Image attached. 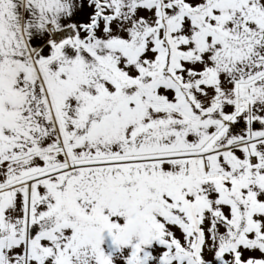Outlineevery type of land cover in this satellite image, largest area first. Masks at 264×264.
<instances>
[{
	"label": "snow or ice",
	"instance_id": "snow-or-ice-1",
	"mask_svg": "<svg viewBox=\"0 0 264 264\" xmlns=\"http://www.w3.org/2000/svg\"><path fill=\"white\" fill-rule=\"evenodd\" d=\"M0 264H264V0H0Z\"/></svg>",
	"mask_w": 264,
	"mask_h": 264
}]
</instances>
